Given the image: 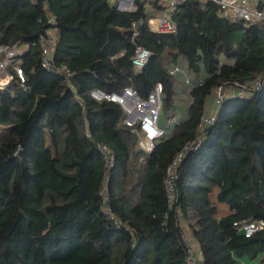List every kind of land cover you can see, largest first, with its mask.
I'll list each match as a JSON object with an SVG mask.
<instances>
[{
	"label": "trees",
	"instance_id": "1",
	"mask_svg": "<svg viewBox=\"0 0 264 264\" xmlns=\"http://www.w3.org/2000/svg\"><path fill=\"white\" fill-rule=\"evenodd\" d=\"M132 5L0 0V47L23 49L0 89V264H191L184 230L203 264H264V230L246 238L233 225L264 221V21L246 26L221 17L213 2L185 0L171 18L175 31L159 34L148 21L163 3ZM50 28L46 69L40 37ZM136 46L150 52L139 71L131 64ZM255 80L260 89L223 99L214 123L198 132L216 88ZM156 83L159 125L177 120L147 154L120 107L89 93L129 87L143 99ZM197 137L175 170L170 204L166 169ZM100 146L114 157L105 202Z\"/></svg>",
	"mask_w": 264,
	"mask_h": 264
},
{
	"label": "built area",
	"instance_id": "2",
	"mask_svg": "<svg viewBox=\"0 0 264 264\" xmlns=\"http://www.w3.org/2000/svg\"><path fill=\"white\" fill-rule=\"evenodd\" d=\"M185 0H166L163 4L164 11L162 14L148 21L149 27L159 34H171L175 31L174 24L171 20L175 9L180 6ZM213 2L219 8V14L221 17L229 20H241L246 26H251L264 21V9H258V5H264V0H255V4H252L251 0H202ZM31 2H37V0H31ZM131 10V9H130ZM49 22L54 24V19L50 18ZM54 35L55 29L50 28L46 35L40 37L42 45V59L41 65L43 68L49 69L52 64V49L54 47ZM137 37V32L133 33V38ZM23 50L16 46L13 47H0V77L7 76V68L16 60ZM150 58V52L140 46H136L134 53L131 57V64L136 71L141 70ZM17 77L22 81V73L18 67H14ZM61 71L67 78L71 76L69 70L65 67L61 68ZM180 73L178 67H174L171 74ZM185 83L188 84V79H185ZM261 81L255 80L252 83L245 84H227L216 88L208 99L207 107L204 114L201 117L198 132H201L205 127L210 126L215 121L214 107L220 104L223 99L229 98H247L251 91L258 90L261 87ZM89 96L96 102L108 101L112 102L120 107L124 114L123 124L129 128H132L137 136V147L144 153H151L155 148V144L159 139L167 136L169 126L175 123V118L172 117L165 127L159 125L160 116L162 113V86L160 83H156L152 90L145 98H139L137 92L132 88H125L121 93H105L98 89L90 91ZM215 96V98H214ZM214 99V101H212ZM192 99L190 98V101ZM88 136V135H87ZM201 142L200 137L187 143L174 157L172 162L166 169V177L164 180V189L167 194L168 202L171 204L174 201V180L175 170L177 169L182 158L188 151L196 150ZM101 157L105 162V174L103 180V186L100 190V195L103 196L104 202L106 201L105 193L108 188V176L109 171L114 167V157L106 146H100L99 148ZM104 212L110 217L109 209L104 207ZM244 237L248 238L253 234L264 230V221H243L233 224ZM186 242L187 239L185 238ZM199 255L192 248L189 249L188 259L191 264H203L200 258H196Z\"/></svg>",
	"mask_w": 264,
	"mask_h": 264
},
{
	"label": "crops",
	"instance_id": "3",
	"mask_svg": "<svg viewBox=\"0 0 264 264\" xmlns=\"http://www.w3.org/2000/svg\"><path fill=\"white\" fill-rule=\"evenodd\" d=\"M111 4L117 5V8L121 11H132L133 10V0H109ZM163 4L166 2V0H160ZM252 4H255V0H251ZM131 9V10H130ZM153 31V30H152ZM5 81L4 84H2ZM9 82V77L8 76H4V77H0V89H2L3 87H5ZM186 98L185 96H182V99ZM185 100V99H184ZM222 209H220V211H222V215L220 216H225V211L226 210L224 207H221ZM185 233V237L187 239V242L189 244V247L192 248L193 250H195L197 252V250L199 251L198 246L190 239L189 234L184 230ZM188 234V235H187ZM199 255H196V258H198ZM242 264H246L247 260L243 259ZM247 264H249L247 262Z\"/></svg>",
	"mask_w": 264,
	"mask_h": 264
},
{
	"label": "rangeland",
	"instance_id": "4",
	"mask_svg": "<svg viewBox=\"0 0 264 264\" xmlns=\"http://www.w3.org/2000/svg\"><path fill=\"white\" fill-rule=\"evenodd\" d=\"M112 1V0H111ZM112 3V2H111ZM153 29V28H152ZM21 50H23V49H21ZM5 83V81L2 83V84H4ZM214 98H215V96H214ZM212 101H214V99H212ZM177 104H180V105H182V106H185V104H186V101L185 100H183L182 99V95H180V97H178V100H177ZM182 106H181V108H182ZM182 114V113H181ZM177 117V116H176ZM175 120H177V118L175 119ZM220 209H222L221 208V206H219V208H218V213H219V215H222V211H220ZM226 210H224V212H225ZM227 214V212H225V215ZM247 260V262L249 263V264H259L257 261H249L248 259H246ZM247 262H246V264H247Z\"/></svg>",
	"mask_w": 264,
	"mask_h": 264
}]
</instances>
